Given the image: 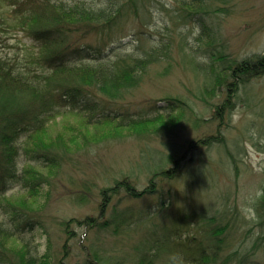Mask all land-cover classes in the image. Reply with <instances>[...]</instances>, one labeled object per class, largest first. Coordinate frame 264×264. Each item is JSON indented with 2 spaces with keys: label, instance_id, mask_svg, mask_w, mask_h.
I'll list each match as a JSON object with an SVG mask.
<instances>
[{
  "label": "trees",
  "instance_id": "trees-1",
  "mask_svg": "<svg viewBox=\"0 0 264 264\" xmlns=\"http://www.w3.org/2000/svg\"><path fill=\"white\" fill-rule=\"evenodd\" d=\"M146 1L0 0V215L11 216L9 219L0 216V263L173 264L171 254L178 253L179 264H248L255 252L264 248L262 231L254 240L249 238L257 225H251L254 218L247 217L237 205L226 200L213 212H188L171 206L173 201L165 196L163 183L185 172V163L190 160L181 152L170 155L169 168L162 155L161 163L150 173L149 183L142 191L128 177L103 186L99 190L98 215L60 222L65 241L58 249L53 248L50 239L46 251L41 253L33 241L34 235L20 225L24 219L32 220L34 216L30 212L34 211L26 208L25 198L14 199L9 192L10 183L26 180L31 184L30 193H37L34 188L45 181V174L38 167H52L61 158L60 149L65 146L59 140L49 142L42 137L49 123L69 112L67 108L80 117L82 114L85 127L95 128L91 137L80 131L79 137L67 135L69 144L77 138L85 142L101 140L95 130L105 128H109L111 136L120 134L121 129L146 133L148 128L164 123L165 115H170L159 110L137 115L114 114L104 107L139 86L151 67L173 60V40H178L180 48L188 43L187 34L159 25ZM176 2L177 6L180 4L177 8L181 16L203 11L195 5L196 0ZM6 10L15 18L14 22L8 21ZM130 20L141 22L143 30L134 40L126 41L122 29ZM12 30L26 33L35 43L10 53L7 39ZM201 32L204 33L202 29ZM94 36L101 40L93 43ZM127 42L135 45L127 47ZM76 52H86L89 58L68 61ZM189 55L196 58V54ZM215 63L212 60L199 66H203L201 70L211 80L206 92L213 95L226 86L230 93L228 100L216 106V113L221 115L240 84L264 75V50L242 59H227L219 67ZM82 98L85 102L78 106L68 103ZM210 140L199 142L208 145ZM28 156L35 163L30 161L25 165L24 157ZM174 192L168 190L173 196ZM145 193L157 196L156 203L121 207L125 197ZM255 209L260 223L264 224V184ZM32 222L39 224V221L27 224ZM79 227L100 233L107 231L110 240L100 234L88 242L84 237L85 243L81 244L82 239H76ZM87 234L88 231L84 232V236Z\"/></svg>",
  "mask_w": 264,
  "mask_h": 264
},
{
  "label": "rangeland",
  "instance_id": "rangeland-1",
  "mask_svg": "<svg viewBox=\"0 0 264 264\" xmlns=\"http://www.w3.org/2000/svg\"><path fill=\"white\" fill-rule=\"evenodd\" d=\"M146 2L152 6L159 25L187 34L188 43L180 48L178 40H173V60L151 67L139 86L114 102L115 105L104 104V107L114 114L137 115L159 110L170 115H165L164 123L148 128L146 133L121 129L120 134L111 136L109 128H105L95 130L101 140L85 142L77 138L71 144L67 135L79 137V131L87 133L88 137L93 135L95 128L85 127L82 114L80 117L67 108L69 112L49 123L42 138L65 144L64 149H60L61 158L52 167L39 165L45 181L34 188L37 193H30L31 184L26 180L11 181L9 191L15 200L25 198L26 208L34 211L30 212L34 218L24 219L20 225L30 227L28 221H39L28 234L34 235L41 253L46 251L50 239L56 249L65 241L60 222L73 217L84 218L88 214L98 215L99 190L103 186L128 177L142 191L149 183L150 173L161 163L162 155L169 168L170 155L180 152L190 163H185V172L180 176L163 183L165 196L173 201L172 207L188 212H213L226 200L237 205L247 217L254 218L251 225H257L249 233L250 239L257 238L259 231L264 234V224L260 223L255 209L264 184V75L240 84L220 115L216 113V106L228 100L230 93L226 86L213 95L206 92L211 80L201 70L203 66H199V63L205 65L216 60L215 65L219 67L227 59H242L264 50V0H196L195 5L203 11L189 17L180 15V4L177 6L176 0ZM4 15L9 17V22H14L8 10ZM141 30V22L130 20L123 25L122 34L126 35V41H131ZM9 36L7 50L10 53L35 43L19 30H12ZM98 40L101 38H91L93 43ZM134 45L127 42V47ZM190 52L196 54V58L191 57ZM221 55L227 58L221 59L222 63L215 58ZM86 58H89L86 52H76L67 60ZM84 102L82 98L68 103L78 106ZM97 103L102 106L100 100ZM205 138L212 142L201 145L199 141ZM30 161L35 163L31 157H24L23 163L26 165ZM168 190L175 191L174 196ZM157 200V196L145 193L125 197L121 207L151 205ZM77 231L76 239H82L81 244L97 239L100 234L110 240L105 234L107 231L100 233L81 227ZM86 231L88 234L84 236ZM84 237L88 239L85 241ZM252 259L248 264H264V248L255 252Z\"/></svg>",
  "mask_w": 264,
  "mask_h": 264
},
{
  "label": "bare ground",
  "instance_id": "bare-ground-1",
  "mask_svg": "<svg viewBox=\"0 0 264 264\" xmlns=\"http://www.w3.org/2000/svg\"><path fill=\"white\" fill-rule=\"evenodd\" d=\"M10 195H12V194H10ZM8 216V219L9 218H11V216L10 215H7ZM34 224H35V222H32V223H28V225L31 227L32 226V228L31 229H29V227L27 226L26 228L28 229V232H32V229H33V227H34ZM25 227V226H24ZM33 241H34V243H36V244H38L36 241H35V237L33 236ZM0 264H3V263H0Z\"/></svg>",
  "mask_w": 264,
  "mask_h": 264
},
{
  "label": "clouds",
  "instance_id": "clouds-1",
  "mask_svg": "<svg viewBox=\"0 0 264 264\" xmlns=\"http://www.w3.org/2000/svg\"><path fill=\"white\" fill-rule=\"evenodd\" d=\"M178 253H172L171 254V259L173 261V264H179V261H178Z\"/></svg>",
  "mask_w": 264,
  "mask_h": 264
}]
</instances>
